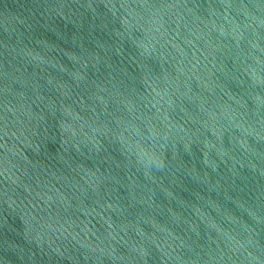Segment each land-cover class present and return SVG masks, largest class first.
<instances>
[{"label": "water", "instance_id": "1", "mask_svg": "<svg viewBox=\"0 0 264 264\" xmlns=\"http://www.w3.org/2000/svg\"><path fill=\"white\" fill-rule=\"evenodd\" d=\"M0 264H264V0H0Z\"/></svg>", "mask_w": 264, "mask_h": 264}]
</instances>
